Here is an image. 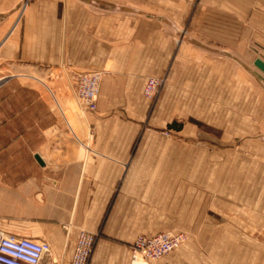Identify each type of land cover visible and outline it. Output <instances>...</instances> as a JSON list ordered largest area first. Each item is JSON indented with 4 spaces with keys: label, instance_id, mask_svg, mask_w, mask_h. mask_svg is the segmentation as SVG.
Instances as JSON below:
<instances>
[{
    "label": "crops",
    "instance_id": "crops-1",
    "mask_svg": "<svg viewBox=\"0 0 264 264\" xmlns=\"http://www.w3.org/2000/svg\"><path fill=\"white\" fill-rule=\"evenodd\" d=\"M23 5L14 17L2 11L6 2L0 4V75L6 77L0 88V230L48 241L51 250L41 264H69L80 229L100 234L89 264H188L193 253L188 248L199 247V240H186L154 261L131 258L138 234L169 231L178 222L158 225L155 213L133 199L143 184L147 188V175L131 168L151 162L125 159L115 143L94 141V134L123 130L93 132L70 76L109 65L103 94L109 97L107 86L117 87L113 94L120 99H108L123 103L116 116L138 121L147 109L141 90L149 76L165 73L168 85L183 87L195 77L199 84L213 80L217 71L234 66L252 72L264 88V73L253 64L256 58L264 61V0H27ZM158 6H164L160 14ZM58 69L64 79L50 77ZM135 85L138 92L132 93ZM98 104L105 108L103 98ZM137 129L131 128L129 143Z\"/></svg>",
    "mask_w": 264,
    "mask_h": 264
},
{
    "label": "rangeland",
    "instance_id": "rangeland-1",
    "mask_svg": "<svg viewBox=\"0 0 264 264\" xmlns=\"http://www.w3.org/2000/svg\"><path fill=\"white\" fill-rule=\"evenodd\" d=\"M26 1L0 0V4L6 2L8 8L2 11L17 17ZM163 10L164 6H158V13ZM164 22L158 24L175 35L180 33V28L170 22L167 28ZM108 68L92 69L101 75L97 106L84 114L94 133L123 130L122 134H94V141L115 143L125 159L151 162L131 168L133 173L142 170L147 175V188L143 184L133 199L143 210L155 213L158 225L178 222L169 230L184 234L176 249L186 240L201 242L188 248L193 251L188 264H219L218 260L220 264H264V88L252 72L232 66L217 71L213 80L206 78L199 84L195 77L183 87L168 85L163 73L150 97L143 86L141 98L147 109L138 121L125 114L116 116L123 103L108 99H120L113 94L117 87L107 86L111 96L103 94ZM50 77L64 79V73L51 70ZM130 90L136 93L138 86ZM102 98L104 109L98 104ZM137 105L133 102V109ZM172 122L175 125L170 127Z\"/></svg>",
    "mask_w": 264,
    "mask_h": 264
},
{
    "label": "built area",
    "instance_id": "built-area-1",
    "mask_svg": "<svg viewBox=\"0 0 264 264\" xmlns=\"http://www.w3.org/2000/svg\"><path fill=\"white\" fill-rule=\"evenodd\" d=\"M75 82L71 83L73 95L79 106L86 111H94L101 75L99 70H87L75 73ZM0 75V88L5 80ZM161 83L158 77H148L144 85V94L150 97ZM98 233L80 229L74 238L73 252L69 264H89ZM184 240L183 232H159L147 236L138 234L130 245L132 259L154 261L176 249ZM51 250L46 240H37L0 230V264H41Z\"/></svg>",
    "mask_w": 264,
    "mask_h": 264
},
{
    "label": "water",
    "instance_id": "water-1",
    "mask_svg": "<svg viewBox=\"0 0 264 264\" xmlns=\"http://www.w3.org/2000/svg\"><path fill=\"white\" fill-rule=\"evenodd\" d=\"M254 66H256L258 69H260L264 73V61L260 58H256L253 62ZM38 161L40 162V159L38 156L36 157Z\"/></svg>",
    "mask_w": 264,
    "mask_h": 264
},
{
    "label": "trees",
    "instance_id": "trees-1",
    "mask_svg": "<svg viewBox=\"0 0 264 264\" xmlns=\"http://www.w3.org/2000/svg\"><path fill=\"white\" fill-rule=\"evenodd\" d=\"M110 207V206H109ZM109 207H108V209H109Z\"/></svg>",
    "mask_w": 264,
    "mask_h": 264
},
{
    "label": "bare ground",
    "instance_id": "bare-ground-1",
    "mask_svg": "<svg viewBox=\"0 0 264 264\" xmlns=\"http://www.w3.org/2000/svg\"><path fill=\"white\" fill-rule=\"evenodd\" d=\"M50 253V252H49Z\"/></svg>",
    "mask_w": 264,
    "mask_h": 264
}]
</instances>
